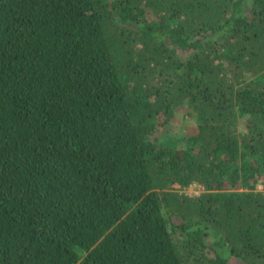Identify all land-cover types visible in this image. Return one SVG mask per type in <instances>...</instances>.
Returning <instances> with one entry per match:
<instances>
[{
    "label": "trees",
    "instance_id": "trees-1",
    "mask_svg": "<svg viewBox=\"0 0 264 264\" xmlns=\"http://www.w3.org/2000/svg\"><path fill=\"white\" fill-rule=\"evenodd\" d=\"M258 185L264 0H0V264H264Z\"/></svg>",
    "mask_w": 264,
    "mask_h": 264
},
{
    "label": "rangeland",
    "instance_id": "rangeland-1",
    "mask_svg": "<svg viewBox=\"0 0 264 264\" xmlns=\"http://www.w3.org/2000/svg\"><path fill=\"white\" fill-rule=\"evenodd\" d=\"M188 112H189L188 109L181 107L175 114L176 116L174 123H171L166 128H163V130L157 134L158 138L164 139L167 137H176L185 140L188 136L196 133L198 124L194 117L188 115ZM162 135H166V136H162ZM257 190H264V185H258ZM199 191L202 192L200 190V187L193 186L187 190V193L196 195L200 193ZM230 263L240 264L233 260Z\"/></svg>",
    "mask_w": 264,
    "mask_h": 264
}]
</instances>
